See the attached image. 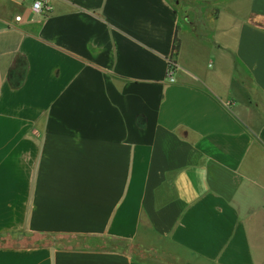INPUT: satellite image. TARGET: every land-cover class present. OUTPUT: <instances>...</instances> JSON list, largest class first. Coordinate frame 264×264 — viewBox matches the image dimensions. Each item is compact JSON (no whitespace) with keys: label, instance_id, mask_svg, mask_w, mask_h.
<instances>
[{"label":"crops","instance_id":"1","mask_svg":"<svg viewBox=\"0 0 264 264\" xmlns=\"http://www.w3.org/2000/svg\"><path fill=\"white\" fill-rule=\"evenodd\" d=\"M193 1L0 0V264H264V0Z\"/></svg>","mask_w":264,"mask_h":264},{"label":"rangeland","instance_id":"2","mask_svg":"<svg viewBox=\"0 0 264 264\" xmlns=\"http://www.w3.org/2000/svg\"><path fill=\"white\" fill-rule=\"evenodd\" d=\"M173 4H175V8L177 10H182L184 12L180 13L181 18L187 16L189 18L191 16V9L198 4L193 0H171ZM177 3V4H176ZM190 11V12H189ZM9 243H48L52 244L56 247H75V248H102V249H114V250H124L128 249L127 246L120 244L118 241L110 240L105 237H87V236H68V237H60V236H51V235H43L34 238H23V237H14L7 241Z\"/></svg>","mask_w":264,"mask_h":264},{"label":"built area","instance_id":"3","mask_svg":"<svg viewBox=\"0 0 264 264\" xmlns=\"http://www.w3.org/2000/svg\"><path fill=\"white\" fill-rule=\"evenodd\" d=\"M31 1V10L34 14H40L43 16H47L51 14L52 12V7L49 3V0H30ZM15 20L17 22H21L22 17L21 16H16ZM175 71H176V64L174 63L173 60H170L169 62V68L167 70V79L169 82L173 83L176 81L175 78Z\"/></svg>","mask_w":264,"mask_h":264},{"label":"trees","instance_id":"4","mask_svg":"<svg viewBox=\"0 0 264 264\" xmlns=\"http://www.w3.org/2000/svg\"><path fill=\"white\" fill-rule=\"evenodd\" d=\"M179 50V40L177 38V36L175 37V42H174V46H173V53L177 54Z\"/></svg>","mask_w":264,"mask_h":264}]
</instances>
